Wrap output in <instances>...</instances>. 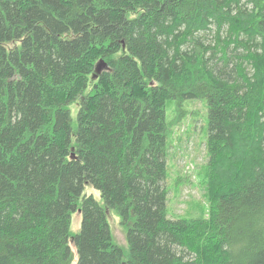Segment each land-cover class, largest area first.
Returning a JSON list of instances; mask_svg holds the SVG:
<instances>
[{
    "label": "trees",
    "instance_id": "obj_1",
    "mask_svg": "<svg viewBox=\"0 0 264 264\" xmlns=\"http://www.w3.org/2000/svg\"><path fill=\"white\" fill-rule=\"evenodd\" d=\"M193 98L204 203L173 217ZM72 240L75 264H264V0H0V264H74Z\"/></svg>",
    "mask_w": 264,
    "mask_h": 264
},
{
    "label": "rangeland",
    "instance_id": "obj_2",
    "mask_svg": "<svg viewBox=\"0 0 264 264\" xmlns=\"http://www.w3.org/2000/svg\"><path fill=\"white\" fill-rule=\"evenodd\" d=\"M96 74H91L89 85L85 89V94H88L95 82ZM80 97L77 102L70 105L71 114L74 121L77 120L79 110ZM186 110L179 123L173 125V136L171 140V158L169 163V185L171 192L169 194V210L173 217L184 214L188 208L197 204V200L204 203V186L203 181V166L207 164L208 156L206 151V142L208 137V102L206 99H187L181 106ZM177 104L169 102L167 106L168 119L174 120L177 116ZM188 174L191 176L192 184L186 181L176 187L175 183L179 176ZM185 177V176H182ZM85 194H92L95 198L103 202V198L98 189L87 184ZM192 199L189 202L188 201ZM83 216L78 209L72 214L71 233L76 235L82 227ZM109 221L115 242L127 247V230L121 223V217L115 212H110ZM72 249L75 253L74 264L78 261V251L73 240L71 241Z\"/></svg>",
    "mask_w": 264,
    "mask_h": 264
},
{
    "label": "water",
    "instance_id": "obj_3",
    "mask_svg": "<svg viewBox=\"0 0 264 264\" xmlns=\"http://www.w3.org/2000/svg\"><path fill=\"white\" fill-rule=\"evenodd\" d=\"M107 66V64L106 63H100L99 65H98V71H101L103 68H105Z\"/></svg>",
    "mask_w": 264,
    "mask_h": 264
}]
</instances>
